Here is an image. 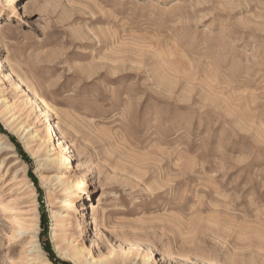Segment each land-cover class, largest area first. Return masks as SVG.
<instances>
[{
    "label": "rangeland",
    "instance_id": "1",
    "mask_svg": "<svg viewBox=\"0 0 264 264\" xmlns=\"http://www.w3.org/2000/svg\"><path fill=\"white\" fill-rule=\"evenodd\" d=\"M0 23V264H264V0Z\"/></svg>",
    "mask_w": 264,
    "mask_h": 264
},
{
    "label": "bare ground",
    "instance_id": "2",
    "mask_svg": "<svg viewBox=\"0 0 264 264\" xmlns=\"http://www.w3.org/2000/svg\"><path fill=\"white\" fill-rule=\"evenodd\" d=\"M23 13H25V9H24ZM1 27H2V26H1V23H0V29H1ZM81 208H82V206H81ZM91 210H92V213H93V212H94V208L92 207V205H91ZM103 222H106V219H104ZM101 224H102V223H101ZM103 225H104V228H103V229H104L105 231H108L107 228H106L105 223H104ZM75 249H76V250H75L76 253H75V256H74L75 258H77L76 256H79V255L83 254V247H82V246H80V245H76V246H75Z\"/></svg>",
    "mask_w": 264,
    "mask_h": 264
}]
</instances>
